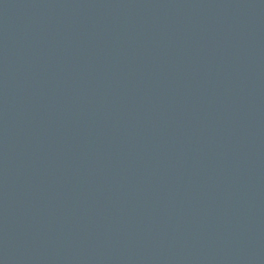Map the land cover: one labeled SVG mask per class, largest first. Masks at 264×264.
<instances>
[{"label": "water", "instance_id": "95a60500", "mask_svg": "<svg viewBox=\"0 0 264 264\" xmlns=\"http://www.w3.org/2000/svg\"><path fill=\"white\" fill-rule=\"evenodd\" d=\"M0 264H264V0H0Z\"/></svg>", "mask_w": 264, "mask_h": 264}]
</instances>
